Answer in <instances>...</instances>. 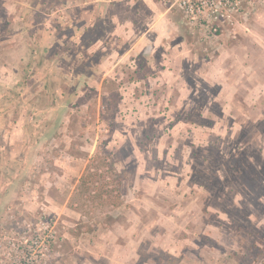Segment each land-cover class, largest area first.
Instances as JSON below:
<instances>
[{
    "label": "rangeland",
    "instance_id": "rangeland-1",
    "mask_svg": "<svg viewBox=\"0 0 264 264\" xmlns=\"http://www.w3.org/2000/svg\"><path fill=\"white\" fill-rule=\"evenodd\" d=\"M101 1L0 0V264H264V0ZM96 153L122 203L71 208Z\"/></svg>",
    "mask_w": 264,
    "mask_h": 264
},
{
    "label": "trees",
    "instance_id": "trees-1",
    "mask_svg": "<svg viewBox=\"0 0 264 264\" xmlns=\"http://www.w3.org/2000/svg\"><path fill=\"white\" fill-rule=\"evenodd\" d=\"M120 179L110 158L96 153L77 178L68 205L74 209L88 206L93 210L107 205L117 207L122 203Z\"/></svg>",
    "mask_w": 264,
    "mask_h": 264
},
{
    "label": "built area",
    "instance_id": "built-area-1",
    "mask_svg": "<svg viewBox=\"0 0 264 264\" xmlns=\"http://www.w3.org/2000/svg\"><path fill=\"white\" fill-rule=\"evenodd\" d=\"M247 2L248 4L256 2V0H177L178 6L185 10L187 13H192L193 10L204 15L205 21H200V25L208 23L212 18L214 20L225 21L230 19V17L242 7V4ZM208 6V11L204 8ZM211 27L216 30L214 24H211ZM31 257L26 258V264L31 263Z\"/></svg>",
    "mask_w": 264,
    "mask_h": 264
},
{
    "label": "crops",
    "instance_id": "crops-1",
    "mask_svg": "<svg viewBox=\"0 0 264 264\" xmlns=\"http://www.w3.org/2000/svg\"><path fill=\"white\" fill-rule=\"evenodd\" d=\"M101 2L102 3L98 4L99 11L96 10V11L93 12V14L96 13V12H99V14L101 15L102 12H103L104 15L109 16L107 14V12L111 11V10H110V7H107V6H109L108 3H110V2H108L107 0H102ZM142 2L144 3V5L146 7L145 9L150 11V16H151L152 20L153 19L155 20L157 18L156 17V12H158V11H156L154 9L155 8L154 0H152V1L151 0H142ZM159 11H160L161 15H164L166 13V12L163 13L161 10H159ZM89 15H90V17H92L93 16L92 12L91 13L89 12ZM6 120H7V118H5L4 121H6ZM7 122H13V121L9 120ZM7 122H3V124H2V122H0V133H1L0 134V155L2 154L3 156L9 155V151H11L12 148H18V150L20 151L22 149L21 147L22 146L24 147V140H25V139H22V138L18 139V138H12V137H11L12 139H10L9 135H10L11 132H9L8 128L5 126L6 125L5 123H7ZM4 127H5V130H3ZM15 127H17V125ZM22 142H23V145H22ZM28 146H29V144H27L26 147H28Z\"/></svg>",
    "mask_w": 264,
    "mask_h": 264
}]
</instances>
